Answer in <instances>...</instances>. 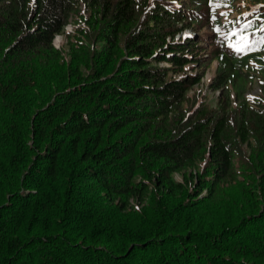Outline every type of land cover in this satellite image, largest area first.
I'll use <instances>...</instances> for the list:
<instances>
[{
  "label": "trees",
  "instance_id": "trees-1",
  "mask_svg": "<svg viewBox=\"0 0 264 264\" xmlns=\"http://www.w3.org/2000/svg\"><path fill=\"white\" fill-rule=\"evenodd\" d=\"M184 2L0 0V264H264V36L189 97L209 61L175 36L235 0Z\"/></svg>",
  "mask_w": 264,
  "mask_h": 264
},
{
  "label": "rangeland",
  "instance_id": "rangeland-1",
  "mask_svg": "<svg viewBox=\"0 0 264 264\" xmlns=\"http://www.w3.org/2000/svg\"><path fill=\"white\" fill-rule=\"evenodd\" d=\"M167 2H171L173 1L174 3L178 2L181 4V2H184L185 0H165ZM184 5L187 4V2L182 3ZM233 8H228V9H222L219 8V10H215V14L218 18H221V22L223 21H229L233 18L240 20L242 16H244V19H248L251 17V15L254 13V11L256 12L257 10L260 9V7H257V4H254V1H248V0H235L234 4H233ZM214 9L217 8V4L214 3ZM208 8V6H206V8L203 6L202 8L199 9L200 13H203L206 9ZM83 10V9H81ZM187 17V16H186ZM199 17L201 18V23L199 24H194L191 26H188L187 29L183 30L181 33H179L177 35L178 38L181 39H188L189 37H196L198 39H200L202 48L204 49V54L202 56H205L206 60L209 61V66L205 67V70L203 72V75L200 76L199 81L194 83L193 85L190 86V89L188 90V96H197L198 98H201V95H204L207 93V95L209 97H213L214 100H221L219 97V90L216 91H212L210 90L211 88L208 87L209 83L212 82L213 78L217 75V68L219 67L218 64V60L217 58L214 56V54L223 51L225 53H227L228 55H233L236 50V45L234 44L235 42L232 41V39L227 35L226 37H220V39H216L214 36L215 34L211 32V27L209 25V23H206L205 19L199 15ZM189 18V17H188ZM209 18V17H208ZM227 19V20H226ZM209 22V20H208ZM239 21H237L236 26L234 29L230 30L231 34L235 33L238 28ZM69 26H67V28L65 30L67 31H71V33L74 32L73 27L68 24ZM224 32V31H221ZM247 34L244 36L241 44L239 45L240 47H242L245 42L247 41V39L251 40L254 35L252 34ZM55 40H54V46L56 48H59L61 46V44L63 42H65V37H63L61 34L55 36ZM227 38V39H226ZM64 51H66V49H64ZM240 52H237L236 55H239ZM63 61V59H61ZM163 65H167L169 66L168 63H163ZM251 66H253V62L251 61ZM253 64V65H252ZM201 68H198L197 64H189L186 65L185 67H183V71H181L180 73L176 74V76H182L183 74H187L190 76H194L199 74ZM260 71V70H257ZM253 72V71H252ZM261 73V72H260ZM260 73H254L255 75H253V81L249 84H247L245 90H244V95L249 98V99H253L254 97H262L264 98V82L261 80L260 78ZM41 93H38L36 95H39ZM230 100L232 105L235 104V97L233 95L232 90H230ZM33 95H30L28 97H23V96H19L18 97V102L19 101H31ZM216 101H213L212 103H215ZM178 178L179 176L176 175ZM240 192V190H225L224 189L220 192H217L213 195L212 199L206 203L205 202V206L212 208L213 204H215V202H217V200H225L230 194H234V195H238V193ZM181 199V201H186L187 197L186 195L184 196H180L179 198H177V200H175L174 202H172V204L177 203L179 200ZM211 202V203H210ZM173 204V205H174ZM212 205V206H211ZM200 207V206H199ZM205 208V207H203ZM199 213H201V208H198ZM213 210V208H212ZM192 213H197V211H195L194 209L192 210ZM203 214V213H202ZM220 214H216L215 217H210V218H205L203 217V219L201 220L202 223L208 224V229H210L211 227L214 226H219L221 224V220L217 219V217ZM205 216V215H204ZM196 217L201 218L202 216H200L199 214H197Z\"/></svg>",
  "mask_w": 264,
  "mask_h": 264
},
{
  "label": "snow or ice",
  "instance_id": "snow-or-ice-1",
  "mask_svg": "<svg viewBox=\"0 0 264 264\" xmlns=\"http://www.w3.org/2000/svg\"><path fill=\"white\" fill-rule=\"evenodd\" d=\"M236 50H237V51H240V48H239V47H237V48H236Z\"/></svg>",
  "mask_w": 264,
  "mask_h": 264
}]
</instances>
